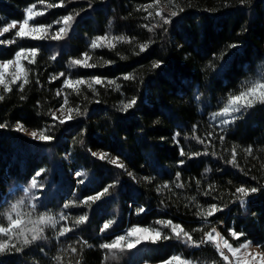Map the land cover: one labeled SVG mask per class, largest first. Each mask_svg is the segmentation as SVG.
<instances>
[{
  "label": "trees",
  "instance_id": "16d2710c",
  "mask_svg": "<svg viewBox=\"0 0 264 264\" xmlns=\"http://www.w3.org/2000/svg\"><path fill=\"white\" fill-rule=\"evenodd\" d=\"M167 2L160 0L159 7ZM48 3L59 0H45L43 4L40 0H0V27L22 21L26 8L33 4L35 10L44 12L33 24H53L69 13L75 16L62 40L33 41L14 36L15 43L0 44V61L12 59L20 47L40 49L35 64H24L30 83L23 92L19 85H12L11 92L0 94L5 97L0 101V123L7 124L0 128V211L24 199L26 210L35 204L37 212L47 211L57 218L64 212L69 220L46 228V238L22 252L0 254V264H57V255L63 257V264H159L174 254L194 264H228L210 244L189 249L176 239L144 243L131 251L117 252L115 258L100 248L128 227L154 225L158 219L180 223L194 240L203 235L194 229L207 231L214 226L231 244L248 240L264 252V104L237 114L240 118L223 131L218 127L219 120L212 118L230 92H238L243 81L264 72V0H175L183 11L164 26L166 31L157 28L153 32L143 25L155 21L145 20L147 12L137 9L155 0H65L64 7L54 8H47ZM166 8V16L170 10H177ZM59 27L53 24L51 32ZM105 33L135 40L131 44L117 43L111 50H91V39ZM148 41H152L149 48L139 53L138 44ZM85 51L92 55L90 62L98 66L69 68L70 60L80 58ZM156 61L160 66L154 68ZM60 72L73 79L93 75L116 79L120 90L97 85V96L83 85L79 95L64 89L69 106L78 105L83 115L60 125L49 115L63 102V95L55 93L65 77L50 80ZM126 74L135 78L124 80ZM133 97L135 106L120 111L121 102ZM18 121L30 130L55 124L49 132L54 139L42 142L30 138L15 130ZM194 125L195 135L206 143L211 139L207 148L192 139ZM221 135L223 142L219 140ZM233 146H238V167L228 163ZM249 146L251 155L244 151ZM181 148L186 153L208 154L189 158L180 155ZM93 152L119 156L125 169L109 159H98ZM75 171L85 175L74 176ZM177 172L181 173L183 188L172 184ZM33 178L43 187L27 194L18 189L5 200L9 190L19 185L28 188ZM114 182L110 195L101 200L89 206L64 208V204L79 203ZM166 183L170 189L161 188ZM241 184L260 189L245 198L243 205L233 195ZM209 185L215 189L211 195H204ZM212 203L223 210L205 222L196 215L197 204L206 209ZM141 207L145 211L137 214ZM85 213L87 222L74 226V218ZM110 219L115 223L101 233L100 228ZM65 224L73 231L60 237L58 229ZM230 228L243 231L245 236L234 240ZM78 240L87 241L91 247L77 244ZM69 245L77 247L76 254L66 251ZM106 256L109 259L105 260Z\"/></svg>",
  "mask_w": 264,
  "mask_h": 264
},
{
  "label": "snow or ice",
  "instance_id": "6c2138e0",
  "mask_svg": "<svg viewBox=\"0 0 264 264\" xmlns=\"http://www.w3.org/2000/svg\"><path fill=\"white\" fill-rule=\"evenodd\" d=\"M243 2V0H242ZM40 3H45V0H40ZM160 0H155V3H149L147 5L142 6V9L147 12V16L144 17L145 20H154V23L143 25V27L147 28L149 32L155 31L157 28H164L165 25H168L172 22V18L176 17L179 12L183 11V8L179 6V4L175 3V0H168L165 7L175 8L177 10H170L169 15H164L163 8L159 7ZM65 0H59V3H48L47 8L54 7H64ZM91 7V4H89ZM36 5L33 4L26 8V15L22 22H19L18 30L15 31L14 36L20 39L28 38L33 41H42L46 39H51L53 41H59L64 39L69 30L71 29L72 23L75 20V16L72 13L67 15H63L59 19L53 22L55 25H60V27L53 33L51 29L53 28V24H33L31 23L36 17L44 15V12L37 11ZM150 9H154V11H149ZM77 13L76 15H78ZM17 28V22L13 21L9 23L7 26L0 27V36H3L5 33H9L12 29ZM135 40V37H128L126 35H111L109 33H105L104 35H97L93 39H91L89 48L91 50L99 49V48H109L115 49L117 43H132ZM16 40H0V44H12L15 43ZM152 41L143 42L138 44L139 53H143L146 51ZM232 47H236V45H232ZM40 49L37 47H20L14 53V58L6 60L0 63V86H2L3 91L5 93L12 91V85H19V89L23 92L25 85L30 83L28 79V69H26L23 61H27L28 64H35L36 57L39 54ZM138 54V53H137ZM53 56L51 59H55ZM92 55H90L89 51H85L81 54L80 58H73L69 62V68L81 67L85 69L95 68L98 65L96 63H91ZM111 61H104V64H110ZM154 68L160 66V62L156 61L152 65ZM14 67V71L9 72L10 68ZM10 77V79H9ZM60 77H65L64 72H60L59 74H54L50 76V80H57ZM135 77L131 74H126L123 76L124 80H131ZM39 83V81H37ZM86 86L88 90H90L94 95H99L96 86L99 85L101 87H113L116 91L120 90V84L116 79H107L98 75H93L88 79L85 78H77L73 79L71 76L65 77L63 80V85L61 89H58L55 93L56 96L63 95V102L60 104L59 108L55 111H50L49 115L51 116L53 121H58L60 125H63L66 121H71L76 117L83 115L80 110V107L77 105L76 107L69 106V98L67 94H64V89H71L76 92L78 95L81 91V86ZM4 95H0V101L4 99ZM23 99V97H21ZM88 99V97H85ZM198 99V97H197ZM99 103V101H96ZM264 104V72L260 74L258 78L245 80L241 83L240 90L238 92H230L223 105L219 108L218 111L212 114V118L214 120H219L218 127L223 131L227 126L234 123L237 119H239V115L243 111L251 109L256 104ZM136 104V98L133 97L129 100L122 101L120 106V111L127 112L129 109L134 107ZM57 112H59V116H57ZM7 127V124L0 123V128ZM51 127H55V124L40 128L36 130H32L28 132L25 126L21 122H17L15 126L16 131L26 132L30 135L34 140H39L42 142H50L54 139L52 135L49 134ZM193 136L192 139L196 140L197 143L205 145V148L211 144V139H209L206 143L205 139H201L199 136L195 135L196 126H193ZM180 133L177 132L176 136H179ZM208 137L213 138V133L208 132ZM175 139V137H174ZM224 136H219V140L221 142L224 141ZM179 143V141H177ZM237 147L233 146L231 149V159L228 160V163L232 164L235 167H238L237 164ZM244 151L248 154H252V147L249 146ZM261 151H264L262 149ZM207 155V151L204 153L193 152L186 153L183 148L180 149V155H187L189 158L199 155ZM215 154V153H213ZM93 156L98 157L100 160H105L109 158V153L107 152H93ZM109 162L120 169H125V165L120 162V157L117 156L109 160ZM180 164H183L184 161H179ZM44 170L38 171L35 175L38 177L42 174ZM75 175L77 177H81L85 175L82 172H76ZM129 176L133 174L131 172L128 173ZM146 181L151 182V178L145 177ZM83 183L82 180L79 181ZM115 183L109 184L101 191L96 192L94 195H89L83 200L76 202H70L64 204V208L67 209L71 206H89L96 201L101 200V198L110 195V189L115 187ZM231 183V181H229ZM176 188H183L184 183L181 182V173L177 172L175 174V180L172 182ZM199 184V181H197ZM37 187H43L38 184L37 179L33 178L31 180L30 186L24 189L25 194L29 193L31 189H35ZM161 188L170 189L169 184H164ZM215 189L214 185H209L208 190L204 192V195H211L212 191ZM161 190L158 188V191ZM260 189L257 187H246L241 184L239 187L235 188L233 193L236 196V199L243 205L245 203V198L250 196L252 193H256ZM216 197H213L215 199ZM195 200V197L192 198ZM197 208L199 209L196 215L202 217L205 222H207L208 218L213 217L216 213L222 211L223 209L212 203L208 205L205 209L197 204ZM145 210L143 207L137 210V214L143 213ZM69 216L61 212L59 213V218L56 215L51 214L50 212H37L36 205L31 204L30 207L26 210L25 208V200L20 199L15 203H12L6 210L0 211V254L10 253V252H22L26 247L32 245L36 241L43 240L46 237L44 236L46 228H56V226L60 223V221H68ZM88 216L87 214L79 215L74 218V226H79L87 222ZM115 223L114 220H107L103 226L100 228V232L103 233L106 230L110 229L111 226ZM159 225V227H156ZM168 229L167 232L164 230ZM73 231V227L65 224L58 229V236L64 237L67 233ZM193 231H201L203 233L202 237L199 240H194L192 234L189 231H186L185 228L180 223H175L172 219H158L154 222V225L149 226H140V225H132L127 228L124 234L116 235L111 241L100 244V248L107 250L108 253L112 254V258H115V254L117 252L131 251L136 249L138 246L144 243L157 244L158 242L164 240H172L176 239L188 246L192 247H200L202 244H210L215 250L219 253L224 261H227L228 264H264V252H251L249 249L251 247V241L241 242L238 246H233L229 242L228 239H225L223 235L219 231H217L216 227H211L210 230L205 231L203 228L194 229ZM230 236L239 241L241 237L245 236L243 231H238L236 229L230 228L228 229ZM77 244H82L84 246L91 247L88 245L87 241L78 240ZM227 250L228 253L231 254L232 260H230L229 256L225 254L224 250ZM66 251H70L72 254L77 253V247L75 245H69ZM82 251V249H81ZM57 264H63V257L61 255H57L54 257ZM109 259L108 256L105 257V260ZM77 264H80L77 261ZM160 264H194L193 261L184 258L180 254H174L167 259H164L160 262Z\"/></svg>",
  "mask_w": 264,
  "mask_h": 264
},
{
  "label": "rangeland",
  "instance_id": "374dc122",
  "mask_svg": "<svg viewBox=\"0 0 264 264\" xmlns=\"http://www.w3.org/2000/svg\"><path fill=\"white\" fill-rule=\"evenodd\" d=\"M161 8H163V10H165V11H167V12H169V10H168V8H166L165 6H162ZM17 22V28L16 29H12L10 32H12V36H10V37H8L9 35V33H5L3 36H0V40H12V39H14V33H15V31H17L18 30V27H19V22H22V21H16ZM3 45H8V44H3ZM14 58V57H13ZM12 58V59H13ZM2 62H4V61H0V63H2ZM25 62L26 61H23V63L25 64ZM11 71H14V67L13 68H10L9 69V72H11ZM9 79H10V77H9ZM18 85V84H17ZM3 91V88H2V86H0V94H1V92ZM120 106H121V104H120ZM57 108H59V107H57ZM56 108V109H57ZM55 109V110H56ZM57 114V116H59L60 114H59V112H57L56 113ZM17 124V123H16ZM16 124L14 125V126H16ZM27 130H28V132H31L32 130H30V129H28L27 127H25ZM22 134H24V135H26V136H28V137H30V138H32L30 135H28L26 132H21ZM98 153V152H97ZM112 158H114V157H109L108 159L110 160V159H112ZM76 172H80V171H75L73 174H74V176H76L75 175V173ZM18 189H21V190H24L25 189V187L23 186V185H19V186H16V187H14V188H12L11 190H9L8 191V193L5 195V200H7V199H9L14 193H15V191L16 190H18ZM245 241H248V240H244V241H242V242H245ZM241 242H239L238 243V245L240 244ZM238 245H234L233 244V246L235 247V246H238ZM189 249H190V246L188 247ZM251 252H253V253H255V252H262L260 249H259V247L258 246H256V245H254L253 243H251V247H250V249H249ZM136 264H147V263H145V262H139V263H136ZM160 264V263H159Z\"/></svg>",
  "mask_w": 264,
  "mask_h": 264
},
{
  "label": "built area",
  "instance_id": "2783aa9c",
  "mask_svg": "<svg viewBox=\"0 0 264 264\" xmlns=\"http://www.w3.org/2000/svg\"><path fill=\"white\" fill-rule=\"evenodd\" d=\"M192 248H195V247L190 246V249H192ZM224 251H225V254L229 256L230 260H232L233 258L231 256V254L228 253L226 249Z\"/></svg>",
  "mask_w": 264,
  "mask_h": 264
}]
</instances>
